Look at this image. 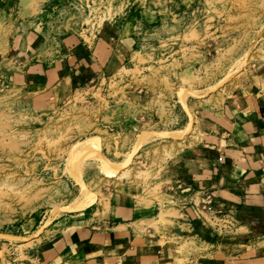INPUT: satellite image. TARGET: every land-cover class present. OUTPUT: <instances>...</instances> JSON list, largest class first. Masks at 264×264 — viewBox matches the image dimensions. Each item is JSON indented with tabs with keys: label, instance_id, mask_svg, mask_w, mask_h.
<instances>
[{
	"label": "rangeland",
	"instance_id": "rangeland-1",
	"mask_svg": "<svg viewBox=\"0 0 264 264\" xmlns=\"http://www.w3.org/2000/svg\"><path fill=\"white\" fill-rule=\"evenodd\" d=\"M101 39L92 78L45 99L23 82L34 49ZM239 98L264 116V0H0V264H40L120 194L177 225L179 157Z\"/></svg>",
	"mask_w": 264,
	"mask_h": 264
},
{
	"label": "crops",
	"instance_id": "crops-1",
	"mask_svg": "<svg viewBox=\"0 0 264 264\" xmlns=\"http://www.w3.org/2000/svg\"><path fill=\"white\" fill-rule=\"evenodd\" d=\"M106 51L105 39L59 57L34 49L20 75L45 99L99 74ZM262 114L248 98L229 101L202 142L179 157L177 225L162 232L145 225L155 209L120 194L99 228L73 227L58 235L40 252V264H264Z\"/></svg>",
	"mask_w": 264,
	"mask_h": 264
},
{
	"label": "built area",
	"instance_id": "built-area-1",
	"mask_svg": "<svg viewBox=\"0 0 264 264\" xmlns=\"http://www.w3.org/2000/svg\"><path fill=\"white\" fill-rule=\"evenodd\" d=\"M209 202V201H208Z\"/></svg>",
	"mask_w": 264,
	"mask_h": 264
}]
</instances>
